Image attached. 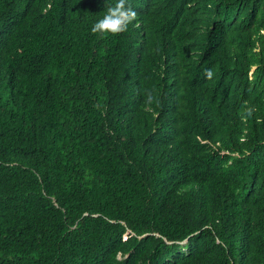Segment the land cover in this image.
<instances>
[{
    "label": "trees",
    "instance_id": "trees-1",
    "mask_svg": "<svg viewBox=\"0 0 264 264\" xmlns=\"http://www.w3.org/2000/svg\"><path fill=\"white\" fill-rule=\"evenodd\" d=\"M116 2L0 0V264H264V0Z\"/></svg>",
    "mask_w": 264,
    "mask_h": 264
},
{
    "label": "clouds",
    "instance_id": "clouds-1",
    "mask_svg": "<svg viewBox=\"0 0 264 264\" xmlns=\"http://www.w3.org/2000/svg\"><path fill=\"white\" fill-rule=\"evenodd\" d=\"M138 13L133 10L128 0H117L114 5L106 8V13L101 19L96 21L91 32L94 34H112L118 35L128 30L129 24L137 20ZM138 26V24H137ZM205 75L207 78H212V71L206 70ZM153 96L151 93L147 94V102L151 103ZM254 109H248V115L250 116Z\"/></svg>",
    "mask_w": 264,
    "mask_h": 264
},
{
    "label": "water",
    "instance_id": "water-1",
    "mask_svg": "<svg viewBox=\"0 0 264 264\" xmlns=\"http://www.w3.org/2000/svg\"><path fill=\"white\" fill-rule=\"evenodd\" d=\"M182 242H184V241H182Z\"/></svg>",
    "mask_w": 264,
    "mask_h": 264
}]
</instances>
